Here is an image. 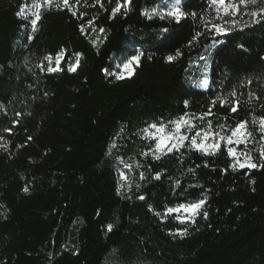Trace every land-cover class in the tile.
Here are the masks:
<instances>
[{"label":"trees","instance_id":"obj_1","mask_svg":"<svg viewBox=\"0 0 264 264\" xmlns=\"http://www.w3.org/2000/svg\"><path fill=\"white\" fill-rule=\"evenodd\" d=\"M34 2L0 0V264H264V0L219 18L211 0H180L179 23L153 13L173 0H131L115 15L117 0H81L76 15L44 5L33 30ZM61 50L63 70L47 72ZM209 109L198 127L230 135L249 122L247 145L231 146L257 168H233L223 143L154 158L143 129ZM201 199L195 223L165 216Z\"/></svg>","mask_w":264,"mask_h":264},{"label":"snow or ice","instance_id":"obj_2","mask_svg":"<svg viewBox=\"0 0 264 264\" xmlns=\"http://www.w3.org/2000/svg\"><path fill=\"white\" fill-rule=\"evenodd\" d=\"M131 2V0H123V4L120 3V0H117L116 6L112 8V14L115 15L116 13L120 12L123 7L128 5ZM81 0H73L72 3H70V0H43V4L39 2V0H35L33 7L37 10L35 13H33L34 18L31 20V25L33 30L36 29L38 21L41 20L42 17V9L44 5H47L49 7L55 6L57 8H67L68 11L72 13V15H76L75 7L76 5L80 4ZM96 4H99L101 7H103V4L101 0H95ZM180 0H173V6L164 12L163 14L156 12L153 10V13L156 15H159L161 19L165 18H172L177 23L180 22L182 18L185 17L186 13H184L181 8L179 7ZM258 3V0H211V5L214 8L217 17L220 16H229V15H236L240 12L241 6L247 7L249 5H256ZM26 8L22 7L21 12H25ZM261 13H264V8L260 9ZM251 15L253 17H256L258 15L257 12H252ZM258 22V21H256ZM91 24V21L89 22ZM210 23V22H209ZM211 27L215 30L217 34H222L228 31L225 27L221 26L220 24H211ZM83 31V28L81 29ZM99 31L103 32L104 29H100ZM167 31V29H165ZM143 54L139 53L137 55L131 56L130 59H128L126 62H123L122 64V71L118 72L116 75L117 79H123L125 78V72L127 73L128 77H131L133 74V68L131 67L133 65V62H136V65L138 66L140 58ZM177 55H180L179 52H177ZM64 52L61 50L56 54V66H52V60L53 57L51 54L45 57V59L48 61L47 66V72L53 73L57 71H62L61 68V60L63 59ZM175 57L174 56H168L167 59L169 61H172ZM80 63L79 61V54L76 56V66H78ZM76 66L70 65L68 68V71L74 72L76 71ZM41 70H44L43 65H41ZM207 83V81H205ZM233 96H235V93H233ZM215 103V101L213 102ZM239 101H236L231 108L232 112H236L238 110ZM212 112L211 109L207 113H204L200 117L195 116H188L185 114L184 116H181L179 119L175 121H169L167 124L161 122V123H152L149 124L148 127L143 129V132L147 138H151L155 141V147L153 149H150L153 152V156L155 159H160L161 155L172 153L174 151H178L180 148H183L186 146V141L190 140V145L192 148H194L197 151L203 152L205 155H211L215 154L217 151L221 149V145L226 144L229 145L227 147V153L229 156L234 158V164L232 165L233 168H235L237 165L240 168H249L254 169L257 168V163L253 162V158L250 154V152L247 151H237L236 147H233L231 145H240L245 144L247 145L249 139L252 137L253 133L249 130L248 127V121H240L237 123L233 128L231 129H225V131H230V135H221L218 132L213 131V126L211 121L207 122V128H200L196 124V119H199L203 121L205 117L211 116ZM253 124L256 123L254 120L252 122ZM169 125L172 127L169 128ZM221 128H224L223 125L220 126ZM193 130L194 133H193ZM5 131H11L10 129H5ZM259 131L264 134V117L259 118ZM31 139V137H29ZM213 141L212 143H209V141ZM261 140H264V135H261ZM2 146V145H0ZM147 155V153H144ZM260 157L261 159H264V147L260 150ZM243 158V159H241ZM261 167H264V165H259ZM125 167L130 168L131 165H125ZM191 171V170H190ZM141 178H143V174H141ZM160 176L157 174L156 179H159ZM121 179L126 180V175L121 172ZM27 191V189H25ZM140 199H144L143 196L139 197ZM206 203V199H201L197 202L193 203H180L176 207H168L165 210V216H168L172 213H180L183 211L186 215L180 216L177 215L176 219H178L181 223L185 222H192L195 223V217L201 214V209L203 205ZM157 215H160V213H156ZM204 217H207V213H203ZM108 230H112V225L109 224ZM182 235L187 234V229H182L181 233Z\"/></svg>","mask_w":264,"mask_h":264},{"label":"rangeland","instance_id":"obj_3","mask_svg":"<svg viewBox=\"0 0 264 264\" xmlns=\"http://www.w3.org/2000/svg\"><path fill=\"white\" fill-rule=\"evenodd\" d=\"M136 62H133V65L131 66L133 68V72H134V68H135ZM122 67L120 68V71H122ZM132 76V75H131ZM127 73L125 72V78H127Z\"/></svg>","mask_w":264,"mask_h":264}]
</instances>
